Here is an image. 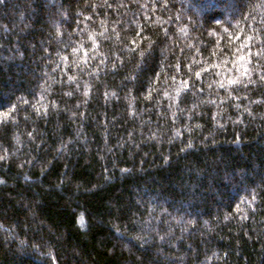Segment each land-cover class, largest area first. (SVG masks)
Returning <instances> with one entry per match:
<instances>
[{
  "label": "trees",
  "instance_id": "trees-1",
  "mask_svg": "<svg viewBox=\"0 0 264 264\" xmlns=\"http://www.w3.org/2000/svg\"><path fill=\"white\" fill-rule=\"evenodd\" d=\"M0 264H264V0H0Z\"/></svg>",
  "mask_w": 264,
  "mask_h": 264
}]
</instances>
